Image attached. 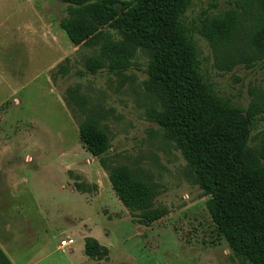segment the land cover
<instances>
[{"label":"rangeland","instance_id":"rangeland-1","mask_svg":"<svg viewBox=\"0 0 264 264\" xmlns=\"http://www.w3.org/2000/svg\"><path fill=\"white\" fill-rule=\"evenodd\" d=\"M28 4L49 9L54 33L69 18L60 0H0V239L10 257L26 264L47 247L46 231L90 219L103 222L116 244L113 257L100 245L93 252L102 264H238L210 217V196L157 123L165 104L148 76V53L110 26L93 46H73L60 30L57 44H36L16 32L19 21H35L21 9ZM259 19L258 0H193L183 16L204 80L238 112L231 130L248 132L242 158L254 166L264 164V42L253 35ZM58 52L66 57L50 68ZM87 118L108 136L107 171L80 139ZM135 180L154 191L147 207L165 214L151 224L115 191L125 195ZM115 220L151 230L133 237L127 226L115 229Z\"/></svg>","mask_w":264,"mask_h":264},{"label":"trees","instance_id":"trees-1","mask_svg":"<svg viewBox=\"0 0 264 264\" xmlns=\"http://www.w3.org/2000/svg\"><path fill=\"white\" fill-rule=\"evenodd\" d=\"M69 18L60 23L73 46L95 45L112 27L129 44L148 53V76L160 89L165 111L157 123L172 138L200 188L210 196L209 214L238 264H264V164L250 165L242 158L248 132L236 137L229 126L238 114L220 100L200 71L197 48L183 16L193 0H60ZM259 24L254 37L264 42V0H258ZM95 72L93 61L87 64ZM86 150L107 171L103 156L108 136L91 118L79 126ZM125 195L115 191L123 205L141 209L147 224L164 213L147 207L154 191L146 183L128 182ZM114 186V184H113ZM99 244L85 239L92 259ZM0 264H12L0 250Z\"/></svg>","mask_w":264,"mask_h":264},{"label":"crops","instance_id":"crops-1","mask_svg":"<svg viewBox=\"0 0 264 264\" xmlns=\"http://www.w3.org/2000/svg\"><path fill=\"white\" fill-rule=\"evenodd\" d=\"M21 9L29 10V12L32 13V20H35L34 22L21 20L16 24V28L18 30L16 32H26V34L30 35V38H33V41L37 44L38 41H50L52 44H57L58 38H55V35L57 34V37H60V31H62L64 34L65 32L59 27L57 29V32L51 31L53 26L52 22H49V15L48 10L45 8L42 10V13L40 10L33 6V5H26ZM31 22V26H26L25 23ZM60 30V31H59ZM66 35V34H65ZM58 55L53 59L50 68L57 63H60L63 61L66 57L65 52H58ZM38 56V55H37ZM49 68V70H50ZM47 71V73L49 72ZM16 101V100H15ZM3 104V103H2ZM125 221V220H124ZM122 220H115L113 222V227L115 229L121 228L123 226H127V228H130L129 230L133 232L131 236L144 238L146 237L145 230L149 229L151 230V227H142V229L137 228L136 226H133L130 222H124ZM101 223L100 221L99 225L96 222H92V220L87 219L83 221V224L81 227H73L68 229H57L52 233V230L46 231V243L47 247L44 249H37L35 252L31 253L29 257L31 258V261L27 262L26 264H102L103 261H96L91 258H89L85 253V239L90 238L95 240L100 246L105 247L108 249L109 256H112V250L115 248L116 244H113L110 242V234L107 233L105 230H101ZM98 225V226H97ZM128 230V231H129ZM58 232V233H55ZM75 236L77 239H75ZM66 238L72 239L74 241V244L71 247H67L65 249L59 248V242L61 240H64ZM77 241H79L77 245ZM0 247L2 251L5 253V255L8 257V259L12 262V264H20V262L15 261L10 257L8 254L6 248L4 247L3 241L0 239ZM118 247H120V244H118ZM210 253L213 251H209ZM228 253L227 251H225ZM128 256V253L127 255ZM207 259L209 261L213 260L212 255H206ZM124 257V252L119 253L118 258ZM129 257V256H128ZM112 264V261H111ZM139 264V263H138Z\"/></svg>","mask_w":264,"mask_h":264},{"label":"built area","instance_id":"built-area-1","mask_svg":"<svg viewBox=\"0 0 264 264\" xmlns=\"http://www.w3.org/2000/svg\"><path fill=\"white\" fill-rule=\"evenodd\" d=\"M73 244H74V241L72 239L66 238L59 242V248L63 250L67 247H71Z\"/></svg>","mask_w":264,"mask_h":264}]
</instances>
